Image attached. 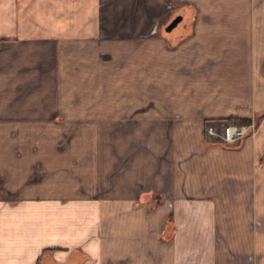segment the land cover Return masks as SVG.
Returning <instances> with one entry per match:
<instances>
[{
  "label": "crops",
  "instance_id": "1",
  "mask_svg": "<svg viewBox=\"0 0 264 264\" xmlns=\"http://www.w3.org/2000/svg\"><path fill=\"white\" fill-rule=\"evenodd\" d=\"M0 264H264V0H0Z\"/></svg>",
  "mask_w": 264,
  "mask_h": 264
},
{
  "label": "built area",
  "instance_id": "2",
  "mask_svg": "<svg viewBox=\"0 0 264 264\" xmlns=\"http://www.w3.org/2000/svg\"><path fill=\"white\" fill-rule=\"evenodd\" d=\"M249 131L253 134L256 133L257 124L255 121L244 124H234L227 122L222 126V128L216 125H209L207 128L208 134L217 135L222 140L228 143H233L238 141L242 136H244Z\"/></svg>",
  "mask_w": 264,
  "mask_h": 264
},
{
  "label": "rangeland",
  "instance_id": "3",
  "mask_svg": "<svg viewBox=\"0 0 264 264\" xmlns=\"http://www.w3.org/2000/svg\"><path fill=\"white\" fill-rule=\"evenodd\" d=\"M142 54H143V56H144V58L145 57H148L149 58V54H150V52L149 51H144V52H142ZM145 66V65H144ZM146 69H148V68H146V67H144V70H146ZM149 81H150V75H149V71H148V73L147 74H144V85L145 84H147V87H146V89L147 90H149ZM100 85V87L99 86H97L94 90L95 91H99V90H102V88H101V83L99 84ZM149 100H147L146 102H148ZM145 105H149V102L148 103H146ZM175 117H178V116H175ZM177 119V118H176ZM215 125V124H214ZM207 128L208 127H206V133H207V136L209 137V135H210V137L209 138H211V139H219V140H222L220 137H218L217 135H214V134H208V132H207ZM40 139V138H39ZM224 141V140H223Z\"/></svg>",
  "mask_w": 264,
  "mask_h": 264
},
{
  "label": "trees",
  "instance_id": "4",
  "mask_svg": "<svg viewBox=\"0 0 264 264\" xmlns=\"http://www.w3.org/2000/svg\"><path fill=\"white\" fill-rule=\"evenodd\" d=\"M228 122L234 123V124H244V123H249L250 120L247 118H240L239 116H231L228 118Z\"/></svg>",
  "mask_w": 264,
  "mask_h": 264
},
{
  "label": "water",
  "instance_id": "5",
  "mask_svg": "<svg viewBox=\"0 0 264 264\" xmlns=\"http://www.w3.org/2000/svg\"><path fill=\"white\" fill-rule=\"evenodd\" d=\"M179 20L180 18H176L173 22H171L168 26V29H172L174 26H176Z\"/></svg>",
  "mask_w": 264,
  "mask_h": 264
}]
</instances>
